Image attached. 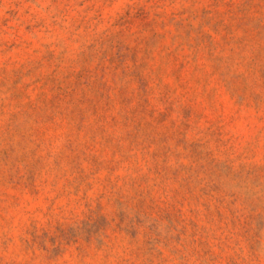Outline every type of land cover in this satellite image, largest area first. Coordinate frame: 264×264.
<instances>
[{"label":"rangeland","instance_id":"374dc122","mask_svg":"<svg viewBox=\"0 0 264 264\" xmlns=\"http://www.w3.org/2000/svg\"><path fill=\"white\" fill-rule=\"evenodd\" d=\"M0 264H264V0H0Z\"/></svg>","mask_w":264,"mask_h":264}]
</instances>
